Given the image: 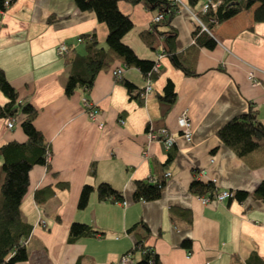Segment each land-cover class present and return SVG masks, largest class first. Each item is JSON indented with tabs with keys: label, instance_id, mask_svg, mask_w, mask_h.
<instances>
[{
	"label": "crops",
	"instance_id": "1",
	"mask_svg": "<svg viewBox=\"0 0 264 264\" xmlns=\"http://www.w3.org/2000/svg\"><path fill=\"white\" fill-rule=\"evenodd\" d=\"M188 4V0H181ZM118 8L130 16L133 27L122 37L121 46L133 56L156 60L161 69L153 79V92L140 104L122 80L138 89L146 77L132 64L126 51L116 50L111 65L95 77L90 90L65 93L68 68L58 46L66 43L80 49L78 38L95 32L106 46L108 27L95 12L78 8L75 0H14L0 17V68L16 88L21 100L37 110L35 127L49 144L46 165H35L21 203L24 219L32 225L27 242L28 258L16 264H117L134 249L136 236L129 228L138 222L148 227L145 244L160 256L162 264H248L253 252L264 264V202L252 196L264 179V165L252 168L218 137V130L250 104L264 123V22H255L252 10L242 12L213 29L217 45L201 47L196 60L198 75L187 76L163 52L164 40L157 36L153 48L140 34L154 13L142 3L119 0ZM178 32V51L193 43L196 24L184 8L173 19ZM122 67V78L114 69ZM259 84L253 85L250 72ZM171 79L177 100L166 115L158 95ZM84 99L97 109L88 114ZM8 101L0 90V104ZM186 112L191 120V139L178 125ZM23 115L9 129L0 118V147L9 141L23 142ZM167 127L175 133L171 172L160 198L133 200L135 181L158 174L153 162L165 163L170 149L149 132ZM2 158L0 157V181ZM95 172L92 173V168ZM198 178L213 181L218 191L233 194L223 201L204 202L190 184ZM108 182L123 192L124 200L99 199L92 192L87 206L78 207L82 186ZM57 183H66L59 187ZM52 186L55 193L42 191ZM250 195L239 201L234 192ZM39 197V198H38ZM74 222L90 225L97 232L69 241ZM140 224L138 230L145 232ZM192 240L188 252L180 243ZM134 264L139 252H131Z\"/></svg>",
	"mask_w": 264,
	"mask_h": 264
},
{
	"label": "trees",
	"instance_id": "2",
	"mask_svg": "<svg viewBox=\"0 0 264 264\" xmlns=\"http://www.w3.org/2000/svg\"><path fill=\"white\" fill-rule=\"evenodd\" d=\"M7 1H9V6L14 2V0H0V9H6ZM118 1L75 0L80 10L93 11L99 21L106 23L108 34L106 46L100 44L95 32H90L80 36L82 39L79 41L82 43L80 49L69 48L64 60L68 68V79L65 84L67 96H72L79 89L90 90L94 85L96 75L111 65L114 56H118L115 49L126 51L132 64L145 77L152 72L154 60L133 56L127 48L121 46V39L133 27V21L130 16L118 8ZM127 1L132 4L142 3L154 15L162 14V18L158 21L152 20L150 26L142 31L140 36L151 48H153L157 36L161 37L165 42L163 52L169 57L171 63L187 76L198 75L196 60L199 49L201 47L212 49L217 45V40L213 36V29L217 24L249 10H252L255 22H264V0H220L216 8L200 14V18L210 29V32L196 26L192 35L193 43L186 49L178 51L176 47L178 32L172 23L174 17L181 11L180 3L174 0ZM202 1L188 0V4L192 8H198ZM158 76L159 72L153 71L151 73V77L155 80ZM122 82L127 87L131 97L142 104L141 92L144 88L138 89L126 79H123ZM0 90L8 98L5 104H0V118L22 114L21 127L26 134L25 141L13 140L0 147L1 172L3 174L0 182V264H16L28 258L27 242L32 231V225L24 219L21 209L22 199L28 190L29 174L35 165L50 167L48 162L50 150L43 134L34 125L38 110L29 101L19 98L18 91L7 79L2 68H0ZM177 97L174 82L168 79L163 88V93L158 95L164 115L174 105ZM217 135L250 167L257 168L264 165V123L252 104H250L247 112L234 116L224 124L218 130ZM174 156L175 150L171 148L165 163L153 162L158 171L155 178L147 177L135 181L133 200L153 201L161 197L167 181L165 168ZM91 172H95L94 167ZM56 185L59 187L67 186L66 183H57ZM42 191L47 193L46 196H52L55 193L52 186H47ZM190 191L199 196L213 197L218 192V188L213 181L203 182L195 178L190 184ZM92 192H96L99 199L111 198L121 202L124 200L123 192L115 189L108 182H101L97 186L85 183L78 200L80 209L87 206ZM249 195L248 191L237 190L233 197L239 201H244ZM252 196L264 202V179L255 188ZM139 224L138 222L129 228L130 232L134 231L135 233L136 243L134 249L127 253L139 252L140 258L134 264H162L159 254L145 244L148 227L144 222H141V228L146 229L145 232H142L137 229ZM96 232L88 224L74 222L70 228L69 241H75L81 236L94 235ZM180 245L188 252L192 251L190 238L183 239ZM258 260V254L253 252L247 263L257 264Z\"/></svg>",
	"mask_w": 264,
	"mask_h": 264
},
{
	"label": "built area",
	"instance_id": "3",
	"mask_svg": "<svg viewBox=\"0 0 264 264\" xmlns=\"http://www.w3.org/2000/svg\"><path fill=\"white\" fill-rule=\"evenodd\" d=\"M174 1L181 4V6H182L181 11L184 8L188 11L189 16L191 17V19L193 20V22L197 26H200L201 29L204 31L210 32V29L205 25V23L200 18V14L207 12L209 9L216 8L217 5L220 3V0H203L201 5L198 8H192L189 4H185L181 0H174ZM6 5H7L6 9H0V17L10 7L9 1L6 2ZM161 18H162V14L158 13V14L154 15L153 20L158 21ZM78 41H82V39L78 38ZM69 48L70 47L68 44L61 43L58 46V53L62 56H65L67 54V52L69 51ZM162 56H163V53L158 55L157 59L155 60L154 65H153L152 72L153 71L156 73L160 72ZM152 72H150L146 76V85H145L143 91L141 92L142 98H146V96L148 94L153 92V78L151 77ZM113 73H114V76H116V78H122L123 73H124V69L122 67H117L114 69ZM250 79H251L253 85H257L260 83V81L256 78L255 73L253 71L250 72ZM84 104L88 109V111H87L88 114L92 118H95L96 114H97V111H96L97 109L94 107L92 102H89L88 100L84 99ZM17 120H18L17 116L6 117L5 118V124L9 129H12L16 125ZM178 125L181 129L182 134L185 136V138L187 140H190L191 134H192V125H191V120H190V118L186 112H183L179 116ZM148 134H149V137L151 139L161 140L167 149H170L175 145V133L173 131H171L170 129H168L167 127L159 128L158 130L151 131ZM49 157H50V153L48 154V158ZM165 176H166V178L170 177L171 172H166ZM232 194L233 193L229 190L218 191L215 193V195L213 197L204 196V202H207V201L212 200V199H215L217 201H223L226 198L232 196ZM131 260H132L131 254L126 253L120 258V260L118 261L117 264H130Z\"/></svg>",
	"mask_w": 264,
	"mask_h": 264
},
{
	"label": "rangeland",
	"instance_id": "4",
	"mask_svg": "<svg viewBox=\"0 0 264 264\" xmlns=\"http://www.w3.org/2000/svg\"><path fill=\"white\" fill-rule=\"evenodd\" d=\"M1 182V181H0Z\"/></svg>",
	"mask_w": 264,
	"mask_h": 264
}]
</instances>
